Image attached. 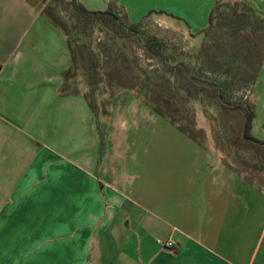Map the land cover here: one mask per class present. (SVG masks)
<instances>
[{"label":"crops","instance_id":"obj_1","mask_svg":"<svg viewBox=\"0 0 264 264\" xmlns=\"http://www.w3.org/2000/svg\"><path fill=\"white\" fill-rule=\"evenodd\" d=\"M114 1L132 23L161 13L147 21L158 33L195 40L218 0ZM70 66L36 8L0 0V264H264V192L179 129L176 143H142L136 118L133 142L118 134L98 166L86 90L61 93ZM246 93L264 140V64Z\"/></svg>","mask_w":264,"mask_h":264},{"label":"trees","instance_id":"obj_2","mask_svg":"<svg viewBox=\"0 0 264 264\" xmlns=\"http://www.w3.org/2000/svg\"><path fill=\"white\" fill-rule=\"evenodd\" d=\"M25 1L36 8L66 39L71 66L63 72L61 93H81L83 91L78 88L79 82H87L89 89L84 96L95 114L100 140L98 166L107 151L101 118L110 116L108 103L100 98H104L107 87L114 81L120 90L142 92L157 113L200 144L199 139L205 131L198 126L195 116H189L184 102L216 105L225 119L223 126L235 135H241L254 151L264 157V140L253 134L255 106L246 95H240L257 82L264 64L263 11L247 1L218 0L199 39L204 36L205 41L211 43L209 48L214 47L219 52H207L205 65L197 67L191 58L179 60L177 50L164 39L145 33L147 21L153 14L161 13L152 12L141 22L132 23L119 11L114 0L109 1L105 11H91L81 0ZM223 7L228 9L229 14L222 10ZM96 30L115 46L120 42L122 47L119 48L124 49L122 62L115 60L113 63L109 81L101 73V58L94 49ZM125 44L138 47L146 59L160 63L164 76L169 78L151 84L147 71L140 66L139 56L130 54ZM205 48L202 49L203 53L207 51ZM208 73L220 74L221 78H214ZM79 76L82 77L81 81L78 80ZM116 93L113 91L111 95L114 97ZM227 159L225 154L223 160L232 170L264 192V165L260 167L242 159Z\"/></svg>","mask_w":264,"mask_h":264},{"label":"rangeland","instance_id":"obj_3","mask_svg":"<svg viewBox=\"0 0 264 264\" xmlns=\"http://www.w3.org/2000/svg\"><path fill=\"white\" fill-rule=\"evenodd\" d=\"M49 1V0H48ZM237 0H224V2H234ZM225 13L229 14V11L226 7H223ZM67 18V16L64 14ZM141 22V21H140ZM147 22L144 26L145 33L154 34L164 39L169 43L174 49L177 50V55L179 60H189L191 58L192 63L197 67H203L204 59L206 57V53L219 52L214 47L209 48L211 43L209 40L205 41L204 36L199 40L185 39L182 36L177 37H169L170 32L162 31V33H158L157 24L153 25ZM94 49L99 54L101 58V73L104 75L107 81L110 80V73L113 72V63L116 60L118 63L122 62V53L124 49L119 48L122 47V44L119 42L117 46H115L112 42L108 41L104 34L96 30L94 34ZM125 49L130 53H135L139 56L140 66L143 70L147 71L148 76L150 77V83H158L164 82L165 79H168V76H164L162 72V66L155 60H148L144 57L143 51L136 46L131 44H125ZM206 47V48H205ZM205 48L207 51L204 53L202 49ZM210 76L214 78H221L220 74H211ZM166 77V78H165ZM78 80L81 81L82 77L79 76ZM78 88L81 90L88 91L89 87L87 86V82H79ZM117 92L114 97L116 100L113 102L114 106V116L111 120L101 118L104 122V130L106 134V144H114L116 142V137L118 134H125L129 136V142L132 143L134 140V118L136 121L141 123V135H142V143L148 141L151 137L153 141H157V144H170L176 143L177 141L173 138L176 135L172 134V128L178 129L173 126L166 118H164L159 113L155 112L152 108L150 102L143 97V93H139L137 91L127 89L120 90L116 81H114L110 87H107V94L104 98H100L102 100H106L108 103V108L110 109L111 101L113 100V95L111 92ZM246 91L240 94L242 96L246 95ZM103 97V96H102ZM245 97V96H244ZM187 108V112L189 116H195L197 120V124L201 129H204L205 134L200 137L199 141L202 145L207 146L214 157H220L225 159V154L227 155V160L232 161L233 159L245 160L249 163L258 165L263 167L264 165V157L254 151L248 143L242 138L240 135H235L231 130L226 129L223 126V121L225 120L221 115L218 107L211 103L202 104L200 102H184ZM157 114V115H156ZM127 121L128 126L121 132L122 130V121ZM137 124H135L136 127ZM98 131L96 127V120L94 126V135L95 138L97 136L98 141V150L96 151L97 160L100 155V144ZM259 136V135H257ZM259 138L262 139L261 136ZM147 139V140H146ZM169 145H167L168 147ZM108 150V146H107ZM225 152V154L223 153ZM107 154V151H106ZM105 154V155H106ZM105 158V156H104Z\"/></svg>","mask_w":264,"mask_h":264},{"label":"built area","instance_id":"obj_4","mask_svg":"<svg viewBox=\"0 0 264 264\" xmlns=\"http://www.w3.org/2000/svg\"><path fill=\"white\" fill-rule=\"evenodd\" d=\"M163 246L166 248H173L175 246L174 242L171 240H168L166 242L163 243Z\"/></svg>","mask_w":264,"mask_h":264}]
</instances>
